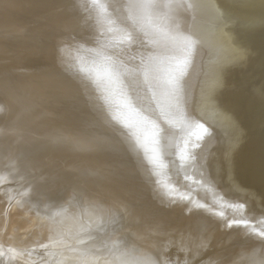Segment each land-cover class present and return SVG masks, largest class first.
<instances>
[{
	"label": "bare ground",
	"instance_id": "1",
	"mask_svg": "<svg viewBox=\"0 0 264 264\" xmlns=\"http://www.w3.org/2000/svg\"><path fill=\"white\" fill-rule=\"evenodd\" d=\"M1 2L0 264H264L256 198L230 210L235 192L192 191L194 235L173 204L189 173L209 168L223 187L215 168L230 160L253 175L241 152L264 149V101L251 98L264 89V41L232 11L264 14V0ZM219 85L235 104L227 126L192 109Z\"/></svg>",
	"mask_w": 264,
	"mask_h": 264
},
{
	"label": "water",
	"instance_id": "2",
	"mask_svg": "<svg viewBox=\"0 0 264 264\" xmlns=\"http://www.w3.org/2000/svg\"><path fill=\"white\" fill-rule=\"evenodd\" d=\"M232 12H235L236 14H239L241 17H246V16L251 15L254 18V20L256 21V23H255V25H256V37L254 36V38L258 39L260 41H264V22L262 21L263 18H264V14H262V11L260 13L251 12L250 14H248L243 9V10H240V12H238V11H232ZM229 13L231 14V12H229ZM263 13H264V11H263ZM257 28L261 29V32H258ZM246 40H247L248 43L252 42V41H249L247 39V37H246ZM256 48H257V50H256L257 52H259V51L260 52H264V42H259L258 45L256 46ZM261 75H262V73H261ZM220 88H221V85H219L216 88L218 90H214L213 94H210V92H207V91L205 92V89L204 90L202 89V91L199 92L198 95L195 94L194 98H193V102H192L193 103L192 104V109H194V111L197 112V110L198 111L201 110V107H203V106L207 107L208 106L211 109V111H214L215 114H216L217 111H219V114H220L219 120L221 121V125L224 126V124L227 122V121H225V119L229 118L233 114V112H234L233 110L235 108L234 107L235 104L233 102L229 101V99L227 97V93H225ZM234 93H236V92H234ZM142 97H143L142 94H141V96H137V103H139L142 100ZM253 97L258 99L259 103L261 104L264 101V89H263V91L261 93H256L255 92L253 94V96H251V98H253ZM251 98L247 100V99H244V97H243L241 102H242V104L244 102H246V104H245L246 109H249V110L253 111L252 104L250 105V104L247 103V102H250L252 100ZM236 100H237V98H236ZM104 105H103V108L104 107L106 108L107 106H110V104L108 102L104 103ZM261 108H264V107H261ZM197 113H199V112H197ZM70 115H73V114H70ZM62 124H65V123L62 122ZM225 125L227 126V124H225ZM224 128H226V127H224ZM258 130H259V132L264 131V109H263L261 117H260V124H259ZM263 134L264 133L258 134L257 139L258 140L261 139V136ZM253 138H254V134H251L250 137H249V140H253ZM262 138H264V137L262 136ZM225 147L226 146L224 145V148ZM241 153L244 154V156H246V159L248 161L247 165H248V167L251 170H255V167L256 168L259 167V169H264V149H262L261 147H259V149H258V145L254 146V147H250L249 146V148L244 153L243 152H241ZM219 154H222L220 156L223 159V162L227 161L229 156H230V153L228 152V149H226V148H225V151H224V149L220 150ZM215 166H217V164H215ZM168 167H170V166H168ZM190 170L194 171L193 168H191ZM225 171L222 170V172H221V170H219V168H216V173L217 174L221 175V173H223V175H224L223 183H225L227 185L228 183H230L232 181L231 177L232 178L234 177L233 175H234V173H236V170L234 168L233 169L231 168V169L225 170ZM237 171L239 172L238 169H237ZM253 172H255V171H253ZM169 175H171V174L169 173ZM179 175L180 174L174 175L173 179H177L179 177ZM250 177H252V175H248L247 177L241 178L242 183L246 182L245 183L246 184L245 187H249V186H253L254 185V184H252V181H254L255 178L254 179L252 178L253 180L249 183L248 181H250L249 180ZM259 178H261V179L257 180V181L264 180V178H262V176L259 177ZM195 179L196 180H194L193 186L194 187H196V186L200 187L201 186L200 183H202L201 181H204V177H198V178H195ZM243 188H244V186H243ZM226 189H227V191H230L232 189V187H228ZM246 195H248V192H246ZM243 200L247 201L248 197H244Z\"/></svg>",
	"mask_w": 264,
	"mask_h": 264
},
{
	"label": "rangeland",
	"instance_id": "3",
	"mask_svg": "<svg viewBox=\"0 0 264 264\" xmlns=\"http://www.w3.org/2000/svg\"><path fill=\"white\" fill-rule=\"evenodd\" d=\"M1 1H2V0H0V4L2 3ZM14 8H16V9H15V12H16V13H19V12L22 10V8H19L18 6H15ZM16 10H17V11H16ZM258 148H259V147H258ZM262 149H263V148H262ZM235 156H237V157L239 158V156H238L237 154H236V155L233 154V157H232V156H231L232 158L230 157L231 161H232V160H233V161L235 160V159H234ZM238 158H236V161L238 160ZM228 161H230V160H228ZM228 161L226 162V163H228V164H223V165H220L219 167H216V168H219V170H221V172H222V170L225 171V170H229V169H231V166H233V165H234V166L237 165V167H239L238 165H239L240 161H239V163H238V161H237V162H234L235 164H230L231 166L229 165V162H228ZM232 163H233V162H232ZM227 165L230 166V167H228ZM226 166L228 167V169H227ZM237 167H235L234 169H236ZM216 168H215V171H216ZM232 169H233V167H232ZM237 169H238V168H237ZM237 169H236V171H237ZM205 170H206V171H205ZM238 170H239V169H238ZM239 171H240V170H239ZM250 171H252V170L247 171L248 173L253 174L252 177L249 178L250 181L253 180V179H251V178H255V180H256V181L254 180V182L252 183V184H254V185L251 186V189H250L251 191H248L250 187H247V188H246V187H245L246 184L242 183V182H241L242 180L239 179V177L241 178V176H244V175H243V174L240 175V176H239V175H236V173H237L238 171L234 174V177L236 176L234 179H235V181H236L237 184H239V182L242 183V184L240 183L239 185H240V186H244L245 188L242 187V188H243V189H242L239 185H238V186H239L243 191H242L239 187H237V184L235 183V181L233 180L232 177H231L232 182H230L232 185L229 183L227 186L225 185V186L222 187V185H221L220 187H222V188H220L219 185H216L217 183L215 182V179H213L212 174L209 175V173H207V172H210V171H209V168H208V170H207V169L202 170V173H201V172H198V173H197V172L189 173V175L192 174V176H189V175H188V181H187V185H186L187 188L184 187L183 189H181V190L177 193L176 196H178V197H175L176 200L174 199V202H175L176 204L173 203L174 205H177V206H178V209L182 208L183 211L187 210V211H185V215H182L183 219L186 218V219H184V221H185V223H186V226H185L184 228H182V229L184 230V232L181 230V233H180V234L182 235V232H183V235H184V233H185V234L189 233V234H191V235H194V233H197V232H196V224L198 223V220H199V219L197 218L198 216L195 217V215H196V213H197L196 210L198 209V206H197V205H199L198 203H199V201H201L199 197H200L202 194L199 193V192H200V190H201L203 187H205V188L202 189L203 191L201 190V192H203V194L205 193L204 191L206 190V188L209 189V190H211V188H212V186H213L212 189H214V185H215V188H216V186H217V187L220 189V190H219V189L217 190V188H216L217 191L214 190L215 193H221V192H223V191H227L226 188H228L229 185H230V187H232V189H231L230 191L235 192V195H234L235 199H234V197L232 198L231 205H230L229 208H231V206H232L233 209H236L237 207H239V205H240L241 203H242L243 205H244L245 203L250 204L251 201L254 202L253 200H254L255 198H256L255 201L257 200V202H260V203H262V204L264 205V196H263V197H260L261 194L264 195V193H263L264 191L262 192V190H264V184H263V181H264V180H261L262 183L258 182V181H257L258 179H256V178H259L261 175L258 174V176H257V172H253V171L250 172ZM225 172H226V171H225ZM247 172H246V174H247ZM204 173H205L207 176H206ZM193 174H194V175H193ZM216 174H217V173H216ZM237 174H240V173L238 172ZM254 174H255V175H254ZM261 174H262V173H261ZM198 175H199V176H198ZM249 175H250V174H249ZM262 175H263L262 178H264V174H262ZM205 176H206V177H205ZM208 176L211 177V178H209ZM217 176H220V174H217ZM222 176H224L223 173H221L220 178H221ZM246 176H248V175H246ZM246 176H245V177H246ZM192 177H193V178H192ZM198 177H204V180L206 179L207 181H203L204 183H203V182L200 183V184H202V185L205 184L204 186L201 185L200 187H197V186H196V187L194 188V186H193V184H192V183H193V179H194V178H198ZM191 178H192V179H191ZM211 179H212L214 182H212ZM260 179H261V178H259V180H260ZM195 180H196V179H195ZM208 180H209V182H208ZM237 180H238L239 182H238ZM233 181H234V183H233ZM250 181H248V182H250ZM189 182H190V183H189ZM210 182H211V183H210ZM206 183H207V184H206ZM212 183H213V184H212ZM214 183H216V184H214ZM245 183H246V182H245ZM257 183H258V184H257ZM211 184H212V185H211ZM233 184H235L236 187L233 186ZM243 184H244V185H243ZM261 184H263V185H261ZM208 185L211 186V187H210V188H209V187H206V186H208ZM223 185H224V184H223ZM254 186H255V187H254ZM259 186H260V187L263 186V187H261L262 189H260L261 191L258 189V188H260ZM257 187H258V188H257ZM185 188H186V189H185ZM190 188H191V189H190ZM234 188H235V189H234ZM236 188H237V189H236ZM252 188H253V189L255 188V189L253 190ZM193 189H194V190H193ZM196 189H198V190H196ZM204 189H205V190H204ZM221 190H222V191H221ZM246 190H247V192H249V193L252 192V193H253L252 196H254V198H253L252 200H251V199L247 200V202H246V200H245V203L243 202L244 200H242L241 203H239L241 197H243V196H241V194L246 193ZM252 190H253V191H252ZM192 191H193V192L196 191L197 194H201V195H196V194L193 193ZM214 191L212 190V192H214ZM241 191H242V193H241ZM190 192H191L192 194H191ZM238 192H239V193H238ZM254 192H256V193H254ZM182 193H183V194H182ZM187 193H188V196H187ZM257 193H260V194H258V195H259V198L257 197ZM194 194H195V196H197V199H196V197L194 196ZM237 194H238V196H239V195L241 196V197L239 196L240 198H238V199L236 198ZM191 195L194 196V199H193L192 201H191V199H192ZM238 196H237V197H238ZM245 196H246V194H245ZM252 196H251V193H250V196H249V194H248V196H246V197H248V198H252ZM261 196H262V195H261ZM181 197H182V198H181ZM187 197H188L189 199H188ZM177 198H178V199H177ZM179 198H181V199H179ZM262 198H263V199H262ZM198 199H199V200H198ZM236 199H237L238 201H236ZM242 199H243V198H242ZM258 199H259V200H258ZM181 200H182L183 202H180ZM187 200H189L188 202H191V204H192V203L195 204V201H196V200H197V201H196V204H195V205H193V204L191 205L190 203H188L189 205L187 204V205H186L187 207H186L184 204L187 202ZM194 200H195V201H194ZM262 200H263V201H262ZM177 201H178L180 204H179ZM193 201H194V202H193ZM237 202H238L239 205L237 204ZM248 202H249V203H248ZM252 202H251V203H252ZM200 203L202 204V202H200ZM232 203H234V204H232ZM178 204H179V205H178ZM236 204H237V205H236ZM183 205H184L185 207H183ZM177 206H176V207H177ZM188 206H189V208H188ZM194 206L197 207L196 210L193 209V208H195ZM234 206H235V207H234ZM184 208H186V209H184ZM190 208H192V210H191ZM232 208H231L230 210H233ZM188 209H189V210H188ZM190 210H191V212H190V215H189V213H187V212H189ZM194 210L196 211V213L194 212ZM65 213H67V212H65ZM193 213H195L194 217H193ZM67 214H68V213H67ZM191 215H192V216H191ZM197 215H198V213H197ZM159 217H160V216H159ZM191 217H193V218H191ZM195 218H197L198 220L195 219ZM158 219H159V221H160L161 219L163 220V219H164L163 215H162L160 218H158ZM183 219H182V220H183ZM194 219L196 220V222H193V221H195ZM162 220H161V221H162ZM193 223H196V224H195V225H192ZM187 224L189 225V227L187 226ZM193 226H194L195 228H194ZM185 229H186V231H185ZM194 229H195V230H194ZM190 231H191V232H190ZM180 234H179V236H180ZM211 236H215V234H214V235H211ZM218 236H219V234H218ZM218 236L216 235L215 237H212V238L215 239V240H217V241H219V240H220V237H218ZM180 237H181V236H180ZM217 237H218V238H217ZM16 264H17V263H16ZM18 264H21V262H19Z\"/></svg>",
	"mask_w": 264,
	"mask_h": 264
}]
</instances>
